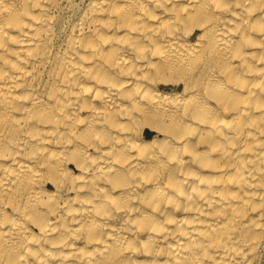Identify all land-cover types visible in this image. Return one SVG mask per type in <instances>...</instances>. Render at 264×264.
<instances>
[{"label":"bare ground","instance_id":"6f19581e","mask_svg":"<svg viewBox=\"0 0 264 264\" xmlns=\"http://www.w3.org/2000/svg\"><path fill=\"white\" fill-rule=\"evenodd\" d=\"M264 0H0V264H260Z\"/></svg>","mask_w":264,"mask_h":264},{"label":"rangeland","instance_id":"374dc122","mask_svg":"<svg viewBox=\"0 0 264 264\" xmlns=\"http://www.w3.org/2000/svg\"><path fill=\"white\" fill-rule=\"evenodd\" d=\"M260 264H264V251H263V254H262V260H261Z\"/></svg>","mask_w":264,"mask_h":264}]
</instances>
